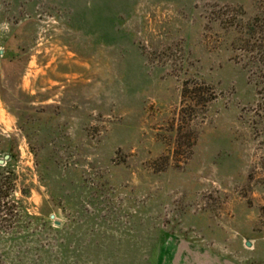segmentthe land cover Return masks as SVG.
I'll list each match as a JSON object with an SVG mask.
<instances>
[{
  "label": "rangeland",
  "instance_id": "obj_1",
  "mask_svg": "<svg viewBox=\"0 0 264 264\" xmlns=\"http://www.w3.org/2000/svg\"><path fill=\"white\" fill-rule=\"evenodd\" d=\"M0 52V263L264 264V0H0Z\"/></svg>",
  "mask_w": 264,
  "mask_h": 264
},
{
  "label": "trees",
  "instance_id": "obj_2",
  "mask_svg": "<svg viewBox=\"0 0 264 264\" xmlns=\"http://www.w3.org/2000/svg\"><path fill=\"white\" fill-rule=\"evenodd\" d=\"M1 149L4 151L3 153H5V156H10V160L5 165V167L0 166V211H3L7 217L14 213L15 217L21 219L22 217H24L23 210L20 208L19 202L16 201L13 196L16 174L14 169L12 168V162L17 159V153L15 152V147L13 146L12 141L6 142V144H4ZM33 151L35 156L37 157V151ZM38 172L41 173V170H38ZM18 224L19 223H16L15 226Z\"/></svg>",
  "mask_w": 264,
  "mask_h": 264
},
{
  "label": "water",
  "instance_id": "obj_3",
  "mask_svg": "<svg viewBox=\"0 0 264 264\" xmlns=\"http://www.w3.org/2000/svg\"><path fill=\"white\" fill-rule=\"evenodd\" d=\"M2 53L3 52H0V54ZM9 159H10V156L6 155L3 160H0V165H4ZM247 246L250 247V243H248Z\"/></svg>",
  "mask_w": 264,
  "mask_h": 264
}]
</instances>
